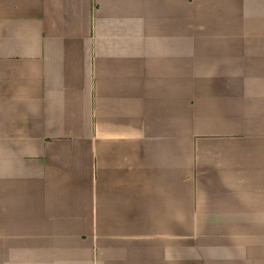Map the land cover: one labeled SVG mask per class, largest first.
I'll list each match as a JSON object with an SVG mask.
<instances>
[{
	"label": "crops",
	"instance_id": "0c3cea01",
	"mask_svg": "<svg viewBox=\"0 0 264 264\" xmlns=\"http://www.w3.org/2000/svg\"><path fill=\"white\" fill-rule=\"evenodd\" d=\"M0 264H264V0H0Z\"/></svg>",
	"mask_w": 264,
	"mask_h": 264
}]
</instances>
